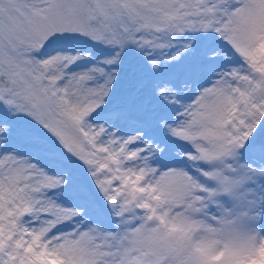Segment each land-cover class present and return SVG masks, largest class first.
<instances>
[{
  "label": "snow or ice",
  "instance_id": "obj_1",
  "mask_svg": "<svg viewBox=\"0 0 264 264\" xmlns=\"http://www.w3.org/2000/svg\"><path fill=\"white\" fill-rule=\"evenodd\" d=\"M0 264H264V0H0Z\"/></svg>",
  "mask_w": 264,
  "mask_h": 264
}]
</instances>
